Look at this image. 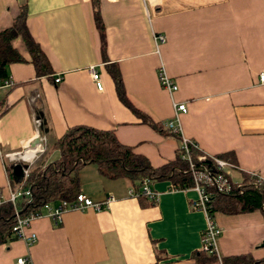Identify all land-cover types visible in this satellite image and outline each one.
Wrapping results in <instances>:
<instances>
[{"label":"crops","instance_id":"1","mask_svg":"<svg viewBox=\"0 0 264 264\" xmlns=\"http://www.w3.org/2000/svg\"><path fill=\"white\" fill-rule=\"evenodd\" d=\"M21 5L51 76L61 78L36 77L20 37L12 39L25 61L9 63L11 82L0 85L4 196L5 164L21 161L18 151L40 156L35 146L43 143L51 156L41 161L51 159L52 139L72 124L111 129L118 141L158 166L179 148L178 137L163 126L176 118L182 137L230 164L224 169L231 182H240L242 172L264 180V81L258 79L264 71V0H98L103 53L91 0H0V29ZM154 32L164 35L157 50ZM107 64L116 65L127 100L162 130L122 102ZM160 65L177 85L171 93L159 84ZM172 101L186 109L174 116ZM33 117L40 119L37 127ZM78 179L79 192L92 200L111 196L108 206L65 210L57 225L44 213L32 218L26 232L33 231L35 240L0 242V264H14L18 256L31 264H207V255L198 253L205 215L191 207L198 198L193 185L174 188L166 178L153 180V200L132 194L126 178L106 177L92 162L80 167ZM213 218L221 229L220 256L250 255L241 264H264L259 209Z\"/></svg>","mask_w":264,"mask_h":264},{"label":"trees","instance_id":"2","mask_svg":"<svg viewBox=\"0 0 264 264\" xmlns=\"http://www.w3.org/2000/svg\"><path fill=\"white\" fill-rule=\"evenodd\" d=\"M91 5L93 20L101 37L103 53V24L99 15L98 0H91ZM25 15V6L21 5L12 17L11 23L0 29V80L8 78L9 63L25 61V58L12 44V39L17 36L20 37L29 55L34 75L36 77L45 76L53 80L50 63L37 41L28 31ZM106 68L114 80L116 92L122 102L143 120L149 122L152 127L162 130L161 124L150 121L127 100L116 65L107 64ZM175 135L178 137L177 134ZM50 146L56 150V155L47 161H39L29 168L24 178L22 176L15 177L11 172L10 165L5 164L8 183L11 187L18 183L21 190L14 203L7 200L0 202V242L16 237L11 230L15 220V209L19 214L24 215L28 211L39 210L45 202L74 198L79 192L78 171L87 162L94 163L98 172L106 177L126 178L131 183L133 190L137 191L138 196L143 195L139 192L143 178L148 183L166 178L170 180L171 186L174 188L193 185L188 161L181 156L180 147L172 159L158 166H152L144 155L134 152L131 147L118 141L111 129L97 128L87 124L67 126L59 136L52 139ZM189 154L197 168L199 165L207 168L213 167L212 160L207 155L197 159V156L201 154L198 148L190 146ZM241 174L240 182L230 183L227 191L217 190L212 185L203 186L209 197L207 209L213 217L216 213H234L256 208L261 211L264 217V180L256 179L255 176L247 172ZM198 253L207 255V264H219L213 253L203 250ZM220 257L221 264H241L246 263L248 258L252 260L250 255Z\"/></svg>","mask_w":264,"mask_h":264},{"label":"built area","instance_id":"3","mask_svg":"<svg viewBox=\"0 0 264 264\" xmlns=\"http://www.w3.org/2000/svg\"><path fill=\"white\" fill-rule=\"evenodd\" d=\"M152 38L156 47L158 48V44L164 41V35L158 32L152 33ZM90 75L93 78L96 87H101V82L98 78V73L93 65L88 66ZM60 74H54L52 77L54 82H58L60 80ZM157 78L159 84L162 88H164L169 93L173 92L177 85L174 80L169 77L166 72L164 71L162 65L158 68L157 71ZM258 79L260 82L264 81V71H261L258 75ZM11 80L9 78H4L0 80V85L3 84H10ZM172 107L174 110V116L176 115L177 111H184L186 109L183 102H176L172 101ZM33 122L35 127L40 124V119L38 117H33ZM163 126L166 127L169 131L173 132L174 134L178 135L179 139V147L182 150L181 156L188 161L189 168L191 171L192 179H193V187L196 189L198 193V198L191 202V207L200 209L205 215V225L201 232L200 238V250H203L207 253H213L216 256V259L219 264H221V257L217 250L216 239L218 234L220 233V227L215 223L213 216L208 212L207 209V202L209 200L208 194L204 191V185H212L217 190L220 191H227L230 187V183L228 174L225 171V167L230 165L225 159H222L216 155H208V154H199L197 159L203 158L204 155H207L213 163V167H204L193 163L190 158L189 154V147L198 148L196 142L190 138L182 137L180 134V127L177 119H167L164 121ZM39 151L42 150V145L37 144L35 146ZM7 157H11L10 153H6ZM17 155L20 156L22 159L21 161H26V163L30 164L32 162V156L28 157L25 154V151L22 152L18 151ZM19 161V162H21ZM29 170V166L25 167L22 164V177L24 178L27 175ZM149 183L145 178L141 181L140 191L141 193L145 194L147 197L151 199L157 198V193L148 185ZM20 185L17 183L14 187H11L10 184H7V195L4 196L2 190L0 188V202L3 201H11L14 203L15 198L20 193ZM132 194H136L137 191H130ZM112 199L111 196L103 199V200H92L90 197L86 196L81 192H77L75 197L72 199H59L57 201H50L45 202L41 206V208L37 211H28L26 214L21 215L18 213L17 209H15V220L11 226V230L16 237H19L24 240L26 244L32 243L36 235L33 231L26 232V229L29 227V223L32 218L41 215L44 213L48 217H50L52 223L57 225L60 222L61 214L65 210H72V209H85V208H92L94 210H100L106 208L108 206L109 201ZM14 264H31L28 259L24 256H18L15 259Z\"/></svg>","mask_w":264,"mask_h":264},{"label":"rangeland","instance_id":"4","mask_svg":"<svg viewBox=\"0 0 264 264\" xmlns=\"http://www.w3.org/2000/svg\"><path fill=\"white\" fill-rule=\"evenodd\" d=\"M40 153H41L40 156H34V157H32L31 164L23 163L22 162L23 163V166H25V167L29 166V168H31L32 166H34L39 161L45 159L46 157H50L51 156V153L49 152V145H48V143H46V144L43 143L42 150L40 151ZM11 165H12V162L10 163V168H11Z\"/></svg>","mask_w":264,"mask_h":264},{"label":"water","instance_id":"5","mask_svg":"<svg viewBox=\"0 0 264 264\" xmlns=\"http://www.w3.org/2000/svg\"><path fill=\"white\" fill-rule=\"evenodd\" d=\"M11 172H12V174L15 177L21 176L22 175V165H21V163L18 162V161L13 162L12 165H11ZM261 244H264V239H263Z\"/></svg>","mask_w":264,"mask_h":264},{"label":"bare ground","instance_id":"6","mask_svg":"<svg viewBox=\"0 0 264 264\" xmlns=\"http://www.w3.org/2000/svg\"><path fill=\"white\" fill-rule=\"evenodd\" d=\"M29 157L31 156V155H28Z\"/></svg>","mask_w":264,"mask_h":264}]
</instances>
